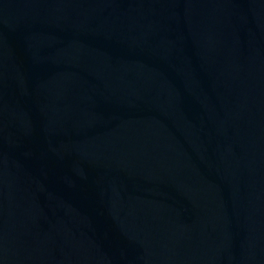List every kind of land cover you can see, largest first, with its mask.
<instances>
[{
	"label": "water",
	"instance_id": "obj_1",
	"mask_svg": "<svg viewBox=\"0 0 264 264\" xmlns=\"http://www.w3.org/2000/svg\"><path fill=\"white\" fill-rule=\"evenodd\" d=\"M0 264H264V0H0Z\"/></svg>",
	"mask_w": 264,
	"mask_h": 264
}]
</instances>
